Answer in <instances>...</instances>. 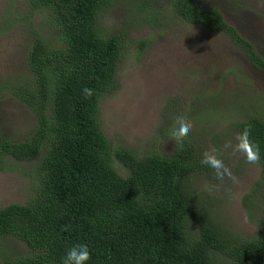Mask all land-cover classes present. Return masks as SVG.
Wrapping results in <instances>:
<instances>
[{"label":"trees","instance_id":"16d2710c","mask_svg":"<svg viewBox=\"0 0 264 264\" xmlns=\"http://www.w3.org/2000/svg\"><path fill=\"white\" fill-rule=\"evenodd\" d=\"M111 1L29 0V9L44 12L56 33L49 38L31 29L26 50L30 74L8 91L31 109L36 123L24 139L10 141L0 135V162L4 155L31 160L42 144L45 153L38 160L33 193L23 203L0 206V239L12 236L29 250L5 257L2 264H62L74 244L88 245V264H264V228L251 237L226 236L187 190L185 180L193 172L216 179L187 138L182 146L174 140L168 155L137 153L107 139L98 104L117 87L125 46L119 33L105 36L98 30L97 16ZM170 6L186 22L224 32L264 73V58L219 10L195 0H171ZM148 14L158 21L156 14ZM136 43L141 49L143 40ZM86 87L93 90L91 97L82 91ZM230 125L238 135L251 126L250 139L260 150L254 184L260 191L264 121L246 116ZM254 187L243 194L245 204ZM189 221L195 223L193 231L187 229ZM65 225L71 229L64 231ZM220 255L224 259L219 261Z\"/></svg>","mask_w":264,"mask_h":264},{"label":"rangeland","instance_id":"374dc122","mask_svg":"<svg viewBox=\"0 0 264 264\" xmlns=\"http://www.w3.org/2000/svg\"><path fill=\"white\" fill-rule=\"evenodd\" d=\"M170 1L112 0L97 16L100 34L119 33L125 44L116 70L117 87L99 100L101 128L114 146L168 155L177 118H186L191 123L186 138L196 153L202 156L205 150H214L235 176V180L226 176L221 182L193 172L185 180L187 190L226 236H254L264 228V189L254 187L259 164L246 163L242 153H233L225 145L236 144L238 133L231 122L246 116L264 121V73L224 32H212L176 16ZM195 2L219 10L264 58V0ZM28 3L0 0V135L10 141L24 139L36 123L31 109L8 91L10 85L24 84L30 74L26 50L31 29L49 38L56 33L48 26L46 14L29 9ZM148 13L156 14L158 21L147 18ZM140 39L143 46L138 49L136 41ZM44 150L42 144L28 161L2 156L0 206L23 203L33 193L38 182L35 171ZM113 165L125 174L119 162ZM252 187L251 200L245 204L242 196ZM187 226L193 231L194 221ZM28 252L19 239H0V264L5 257ZM221 259L224 256L220 255Z\"/></svg>","mask_w":264,"mask_h":264},{"label":"clouds","instance_id":"9594fccd","mask_svg":"<svg viewBox=\"0 0 264 264\" xmlns=\"http://www.w3.org/2000/svg\"><path fill=\"white\" fill-rule=\"evenodd\" d=\"M82 91L86 97H91L93 95V90L90 88L86 87ZM177 123L178 126L172 130L171 136L172 139L175 140V144L182 146L184 139L191 131V123L184 117H178ZM250 134L251 126H248L236 137V144L234 146L231 142H228L225 145V148H232L233 153H242L246 163L258 164L260 161L259 145L250 139ZM201 163L214 169L216 178L221 182L224 181L226 176L235 180L234 174L214 150H205L202 154ZM211 190L212 189L209 188V191ZM70 229L71 225L63 226L64 231H69ZM91 258V252L87 244H74L69 247L63 256L62 264H88V261H90Z\"/></svg>","mask_w":264,"mask_h":264}]
</instances>
